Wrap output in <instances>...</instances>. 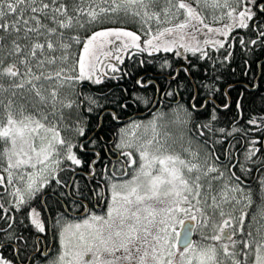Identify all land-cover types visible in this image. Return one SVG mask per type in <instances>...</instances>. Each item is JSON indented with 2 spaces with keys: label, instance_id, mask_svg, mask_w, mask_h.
I'll list each match as a JSON object with an SVG mask.
<instances>
[{
  "label": "snow or ice",
  "instance_id": "snow-or-ice-1",
  "mask_svg": "<svg viewBox=\"0 0 264 264\" xmlns=\"http://www.w3.org/2000/svg\"><path fill=\"white\" fill-rule=\"evenodd\" d=\"M261 136L264 0H0V264H264Z\"/></svg>",
  "mask_w": 264,
  "mask_h": 264
},
{
  "label": "trees",
  "instance_id": "trees-1",
  "mask_svg": "<svg viewBox=\"0 0 264 264\" xmlns=\"http://www.w3.org/2000/svg\"><path fill=\"white\" fill-rule=\"evenodd\" d=\"M128 61L126 60L125 63H127ZM112 83L114 82H109V83H105L104 85L102 86H97L94 90L96 91H104L106 88L108 87H111L112 86ZM146 117V116H145ZM245 119H247V115L245 116ZM259 135V134H258ZM261 140H264V136H261ZM239 147V145H237ZM102 159H103V155H102ZM111 163V162H109ZM100 165H98L99 167Z\"/></svg>",
  "mask_w": 264,
  "mask_h": 264
},
{
  "label": "rangeland",
  "instance_id": "rangeland-1",
  "mask_svg": "<svg viewBox=\"0 0 264 264\" xmlns=\"http://www.w3.org/2000/svg\"><path fill=\"white\" fill-rule=\"evenodd\" d=\"M127 27L132 28L133 30L135 29V25H132V24H128ZM143 118L146 119L147 118V115H146V117H143Z\"/></svg>",
  "mask_w": 264,
  "mask_h": 264
}]
</instances>
